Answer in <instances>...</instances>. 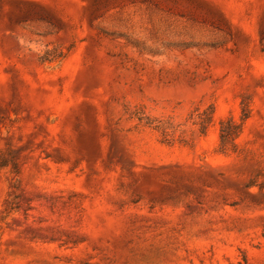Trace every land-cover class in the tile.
<instances>
[{
  "label": "rangeland",
  "instance_id": "1",
  "mask_svg": "<svg viewBox=\"0 0 264 264\" xmlns=\"http://www.w3.org/2000/svg\"><path fill=\"white\" fill-rule=\"evenodd\" d=\"M1 163L0 264H264V0H0Z\"/></svg>",
  "mask_w": 264,
  "mask_h": 264
},
{
  "label": "trees",
  "instance_id": "2",
  "mask_svg": "<svg viewBox=\"0 0 264 264\" xmlns=\"http://www.w3.org/2000/svg\"><path fill=\"white\" fill-rule=\"evenodd\" d=\"M67 57V54H62L59 55L58 57H53L51 55V51H46L44 55L40 58V61L42 63H54L58 60L62 61ZM209 114L205 116V118H202L201 121L199 122V125L201 126V132L202 134H206L207 128L213 123L214 120V115H215V110L213 107H209L208 110ZM141 122L143 121H148L146 122L147 125L154 126V129L157 131H160L162 135L167 139L169 138V130L170 124H165L163 121H158L156 124L155 122H150L149 119H145L144 117H138ZM250 118V109L247 106L242 107V119L241 123H238L234 119L230 118L227 120H223L220 123V146L218 148V152L222 155H226L229 153L230 150H234L237 147V139L240 137L243 131V126L245 122ZM3 163L0 164V167L8 166V165H2ZM13 172L17 176V180L12 183L11 185V192L9 194V199L6 202V212H9V210L13 211L16 205L15 202H17L22 194H23V189L21 186V181L19 179V174H20V169L18 166L14 163L13 165ZM9 200H14L12 205L9 204Z\"/></svg>",
  "mask_w": 264,
  "mask_h": 264
}]
</instances>
